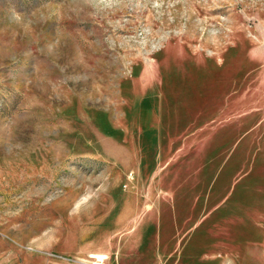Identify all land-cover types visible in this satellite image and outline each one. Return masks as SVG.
Segmentation results:
<instances>
[{"label":"rangeland","instance_id":"rangeland-1","mask_svg":"<svg viewBox=\"0 0 264 264\" xmlns=\"http://www.w3.org/2000/svg\"><path fill=\"white\" fill-rule=\"evenodd\" d=\"M117 253L264 264V0H0V264Z\"/></svg>","mask_w":264,"mask_h":264},{"label":"crops","instance_id":"crops-1","mask_svg":"<svg viewBox=\"0 0 264 264\" xmlns=\"http://www.w3.org/2000/svg\"><path fill=\"white\" fill-rule=\"evenodd\" d=\"M212 136H214L216 138V136L218 137L220 135L217 133H213ZM204 139H205V137H204ZM200 149H199V151H200ZM195 184H197V183L195 182ZM164 185L165 186H162V188L164 189V187H166L167 189L166 190L164 189L165 192L162 194L163 195V201L161 200L162 198H160L161 202L159 201L160 204L158 205V208L156 211V213H157L156 216L158 218L161 217V214L169 212V210L167 208H169L171 210L170 212L172 214L176 213V209H175L176 205L180 201H181V204H183L185 202V199H183V198L187 197V195L189 196L190 194H192V192L194 190L193 186L185 187V188L181 189V188H175V187L173 188L169 184H164ZM159 197H161V196L159 195ZM166 201H167V203H166ZM130 249H131V247H130ZM128 250H129V248H128ZM116 260H117V264L121 263L119 260V253L116 254Z\"/></svg>","mask_w":264,"mask_h":264}]
</instances>
